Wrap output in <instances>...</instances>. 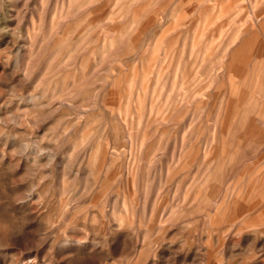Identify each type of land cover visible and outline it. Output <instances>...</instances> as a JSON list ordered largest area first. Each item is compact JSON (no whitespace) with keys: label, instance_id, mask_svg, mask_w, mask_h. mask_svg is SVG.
<instances>
[{"label":"rangeland","instance_id":"obj_1","mask_svg":"<svg viewBox=\"0 0 264 264\" xmlns=\"http://www.w3.org/2000/svg\"><path fill=\"white\" fill-rule=\"evenodd\" d=\"M0 264H264V0H0Z\"/></svg>","mask_w":264,"mask_h":264},{"label":"bare ground","instance_id":"obj_2","mask_svg":"<svg viewBox=\"0 0 264 264\" xmlns=\"http://www.w3.org/2000/svg\"><path fill=\"white\" fill-rule=\"evenodd\" d=\"M156 20V19H155ZM160 20V19H159ZM262 21V20H261ZM253 29V28H252ZM106 35V34H105ZM104 36V35H103ZM110 37V36H109ZM108 37V38H109ZM237 37V36H236ZM110 39V38H109ZM108 39V40H109ZM236 43V42H235ZM230 44V43H229ZM232 46V45H231ZM221 60H222V58H221ZM260 71V70H259ZM214 75V74H213ZM223 75V74H222ZM240 75V74H239ZM238 77V76H237ZM226 78V77H225ZM234 79V78H233ZM234 82V81H233ZM237 83H239V82H237ZM236 84V83H235ZM249 84V83H248ZM260 86V85H259ZM233 88H235V87H233ZM214 123V122H213ZM221 123V122H220ZM217 124V123H216ZM261 126H262V124H261ZM215 127V126H214ZM216 128V127H215ZM215 128H214V130H215ZM214 137V136H213ZM207 155V154H206ZM109 167V166H108Z\"/></svg>","mask_w":264,"mask_h":264}]
</instances>
